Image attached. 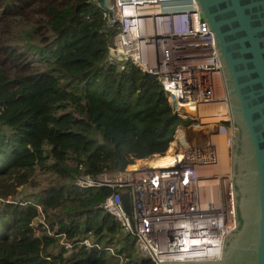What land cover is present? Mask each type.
I'll return each instance as SVG.
<instances>
[{
	"label": "trees",
	"instance_id": "16d2710c",
	"mask_svg": "<svg viewBox=\"0 0 264 264\" xmlns=\"http://www.w3.org/2000/svg\"><path fill=\"white\" fill-rule=\"evenodd\" d=\"M57 2L46 20L13 14L8 30L6 54L39 65L16 75L0 68V264H153L97 205L111 189L74 180L164 154L189 119L157 78L107 60L112 31L96 1ZM14 198L25 203L6 201Z\"/></svg>",
	"mask_w": 264,
	"mask_h": 264
},
{
	"label": "built area",
	"instance_id": "2783aa9c",
	"mask_svg": "<svg viewBox=\"0 0 264 264\" xmlns=\"http://www.w3.org/2000/svg\"><path fill=\"white\" fill-rule=\"evenodd\" d=\"M104 15L108 18L105 10ZM108 26L107 60L121 69L134 64L157 78L173 110L189 123L174 133L181 150L175 163L80 172L75 184L111 189L97 205L136 235L138 250L153 264L218 258L236 219L231 168L213 169L221 138L232 152L234 125L213 35L202 30L195 0H114V21L108 20ZM217 103L223 112L212 114L209 109ZM125 192L131 218L123 206ZM60 242L73 244L63 235ZM81 242L95 244L88 238Z\"/></svg>",
	"mask_w": 264,
	"mask_h": 264
},
{
	"label": "water",
	"instance_id": "95a60500",
	"mask_svg": "<svg viewBox=\"0 0 264 264\" xmlns=\"http://www.w3.org/2000/svg\"><path fill=\"white\" fill-rule=\"evenodd\" d=\"M94 1L114 21L111 1ZM195 2L202 30L213 35L234 125L236 226L224 236L218 258L157 264H264V0ZM122 201L131 218L128 193L122 194Z\"/></svg>",
	"mask_w": 264,
	"mask_h": 264
},
{
	"label": "rangeland",
	"instance_id": "374dc122",
	"mask_svg": "<svg viewBox=\"0 0 264 264\" xmlns=\"http://www.w3.org/2000/svg\"><path fill=\"white\" fill-rule=\"evenodd\" d=\"M9 1L11 3L7 4V0H0V33L5 32V34L7 35L6 37H1L0 34V68H2L9 75H16L18 73L30 72L35 66L39 65V63L35 60L33 62H29L26 59V57L12 59L9 55L6 54V50L13 48L9 43V37H8V30H10L12 24L15 22V17L13 14L22 15L24 18L30 20L32 19L46 20L50 17L49 12L46 10V5L53 3V0H9ZM57 1H58L56 3L57 6H61L64 0H57ZM19 52H21V49H19V51L15 50V53L18 54ZM219 142H220L219 149L221 148L220 154L222 155L221 156L219 155V163L216 167H219L218 170L223 172L225 170L230 169L231 166L233 167V156H232L233 153L231 152L230 155L227 153V149L224 146L225 144L223 143V138H221ZM152 157L132 163V165L130 164L129 167H140L141 165H145V164L148 165V161Z\"/></svg>",
	"mask_w": 264,
	"mask_h": 264
},
{
	"label": "bare ground",
	"instance_id": "6f19581e",
	"mask_svg": "<svg viewBox=\"0 0 264 264\" xmlns=\"http://www.w3.org/2000/svg\"><path fill=\"white\" fill-rule=\"evenodd\" d=\"M110 1H111V6H112L113 11H114V0H110ZM210 111H213L212 114H221L223 112V107H222L221 103H217V104L213 105V107L211 108ZM223 143L225 144L224 140H223ZM224 146L226 147V144ZM220 153H221V148L218 151V154L221 156L222 154H220ZM227 153H228V150H227ZM164 154L153 155V157L150 158V160L148 161V165L145 164V165H141L140 167H143V166H147V167L168 166V165L175 163L181 157L180 147L177 145V142L175 140H173L171 142L170 148ZM162 155H164V156H162ZM128 168H136V167H128ZM217 168H219V167H217ZM217 168L213 169V171L218 172Z\"/></svg>",
	"mask_w": 264,
	"mask_h": 264
},
{
	"label": "crops",
	"instance_id": "0c3cea01",
	"mask_svg": "<svg viewBox=\"0 0 264 264\" xmlns=\"http://www.w3.org/2000/svg\"><path fill=\"white\" fill-rule=\"evenodd\" d=\"M217 170H218V168H217Z\"/></svg>",
	"mask_w": 264,
	"mask_h": 264
}]
</instances>
